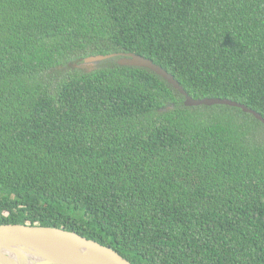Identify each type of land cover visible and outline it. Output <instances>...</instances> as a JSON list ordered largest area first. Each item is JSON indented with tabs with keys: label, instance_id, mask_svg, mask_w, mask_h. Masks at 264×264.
Instances as JSON below:
<instances>
[{
	"label": "trees",
	"instance_id": "1",
	"mask_svg": "<svg viewBox=\"0 0 264 264\" xmlns=\"http://www.w3.org/2000/svg\"><path fill=\"white\" fill-rule=\"evenodd\" d=\"M264 0H0V225L64 229L131 264H264Z\"/></svg>",
	"mask_w": 264,
	"mask_h": 264
},
{
	"label": "water",
	"instance_id": "2",
	"mask_svg": "<svg viewBox=\"0 0 264 264\" xmlns=\"http://www.w3.org/2000/svg\"><path fill=\"white\" fill-rule=\"evenodd\" d=\"M116 59V60H115ZM115 60L118 66L146 69L159 76L183 98L185 107L223 105L239 108L251 114L264 125V118L242 104L221 98L194 99L190 97L174 77L152 61L134 53H112L84 58L83 63ZM17 246L26 255L34 258L32 264H131L109 247L88 240L64 229L38 225H0V250L2 247Z\"/></svg>",
	"mask_w": 264,
	"mask_h": 264
},
{
	"label": "rangeland",
	"instance_id": "3",
	"mask_svg": "<svg viewBox=\"0 0 264 264\" xmlns=\"http://www.w3.org/2000/svg\"><path fill=\"white\" fill-rule=\"evenodd\" d=\"M84 58L81 59H71L68 62H65V64H62L55 69H53L50 72V75L52 77L48 78V81L50 83L51 89H53L57 81L61 78H65L66 76L74 73H81L84 71H91L97 68H101L106 65L107 63L105 61L97 62V63H83ZM112 61V60H110Z\"/></svg>",
	"mask_w": 264,
	"mask_h": 264
},
{
	"label": "bare ground",
	"instance_id": "4",
	"mask_svg": "<svg viewBox=\"0 0 264 264\" xmlns=\"http://www.w3.org/2000/svg\"><path fill=\"white\" fill-rule=\"evenodd\" d=\"M17 246L2 247L0 250V264H32L34 258L28 256L23 250L16 249Z\"/></svg>",
	"mask_w": 264,
	"mask_h": 264
}]
</instances>
